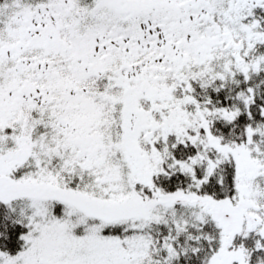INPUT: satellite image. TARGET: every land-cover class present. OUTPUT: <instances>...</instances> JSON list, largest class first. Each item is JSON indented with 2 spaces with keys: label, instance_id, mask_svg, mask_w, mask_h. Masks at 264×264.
Segmentation results:
<instances>
[{
  "label": "snow or ice",
  "instance_id": "obj_1",
  "mask_svg": "<svg viewBox=\"0 0 264 264\" xmlns=\"http://www.w3.org/2000/svg\"><path fill=\"white\" fill-rule=\"evenodd\" d=\"M0 264H264V0H0Z\"/></svg>",
  "mask_w": 264,
  "mask_h": 264
}]
</instances>
